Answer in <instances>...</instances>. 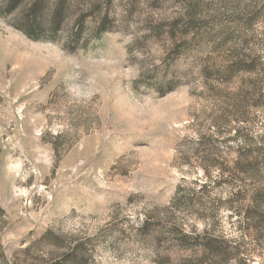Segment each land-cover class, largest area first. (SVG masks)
<instances>
[{
    "label": "rangeland",
    "instance_id": "rangeland-1",
    "mask_svg": "<svg viewBox=\"0 0 264 264\" xmlns=\"http://www.w3.org/2000/svg\"><path fill=\"white\" fill-rule=\"evenodd\" d=\"M0 264H264V0H0Z\"/></svg>",
    "mask_w": 264,
    "mask_h": 264
},
{
    "label": "trees",
    "instance_id": "trees-1",
    "mask_svg": "<svg viewBox=\"0 0 264 264\" xmlns=\"http://www.w3.org/2000/svg\"><path fill=\"white\" fill-rule=\"evenodd\" d=\"M35 9H34V15H35V17H36V19L37 18H39V14H37L38 13V11H39V9L37 8L38 7V4H35L34 6H33ZM249 210H250V214H253V212H254V214H256V212L258 211L257 210V208H251V207H249Z\"/></svg>",
    "mask_w": 264,
    "mask_h": 264
}]
</instances>
